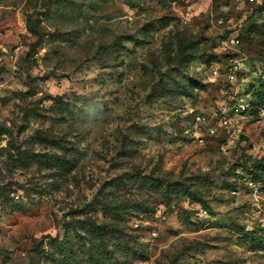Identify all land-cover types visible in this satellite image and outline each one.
<instances>
[{
	"label": "rangeland",
	"instance_id": "obj_1",
	"mask_svg": "<svg viewBox=\"0 0 264 264\" xmlns=\"http://www.w3.org/2000/svg\"><path fill=\"white\" fill-rule=\"evenodd\" d=\"M0 264H264V0H0Z\"/></svg>",
	"mask_w": 264,
	"mask_h": 264
},
{
	"label": "built area",
	"instance_id": "obj_2",
	"mask_svg": "<svg viewBox=\"0 0 264 264\" xmlns=\"http://www.w3.org/2000/svg\"><path fill=\"white\" fill-rule=\"evenodd\" d=\"M242 1L253 2L254 0H242ZM233 42H235L236 44H238L240 41H239V39H233Z\"/></svg>",
	"mask_w": 264,
	"mask_h": 264
}]
</instances>
